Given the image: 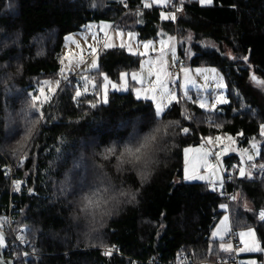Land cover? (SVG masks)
<instances>
[{
  "label": "trees",
  "instance_id": "16d2710c",
  "mask_svg": "<svg viewBox=\"0 0 264 264\" xmlns=\"http://www.w3.org/2000/svg\"><path fill=\"white\" fill-rule=\"evenodd\" d=\"M147 1L0 0V206L13 205L17 228H26L25 245L6 252L8 258L16 256L15 264H148L155 257L162 264H195L231 259L234 249L220 247L231 243V234L227 241L211 239L224 213L238 241L237 232L255 230L262 251L250 257L264 264V223L257 221L258 210L264 208V176L252 172L250 178L239 177V158L232 155L224 160L223 190L182 181L185 149L220 135L236 138L243 148L260 143L256 165L264 163V93L251 81H264V0H213L211 5L172 0L165 9L146 7ZM165 10L174 12L176 20L164 21ZM100 22L136 32L141 41L158 39L160 29L175 36L185 66L214 67L223 74L228 104L206 112L194 103L191 92V99L178 95L163 116L154 117L153 102L136 98L131 90L110 92L104 103L105 76L118 83L123 74L141 68L140 56L124 48L102 49L98 69L61 72L66 37ZM204 38L221 51L203 45ZM6 76L11 78L5 81ZM56 79V93L40 108L44 119L22 145L25 125L18 114L30 93L38 95L43 81ZM77 90L80 97H75ZM39 115L33 111L32 118ZM170 122L178 123L166 129L147 168L105 157L108 147L122 148L133 137L142 138L158 124ZM16 181L19 191L14 190ZM216 190L239 195L228 200ZM129 191L135 200L122 194ZM85 196L104 203L85 211ZM105 209L109 214L101 215ZM116 247L119 253L107 251Z\"/></svg>",
  "mask_w": 264,
  "mask_h": 264
},
{
  "label": "rangeland",
  "instance_id": "374dc122",
  "mask_svg": "<svg viewBox=\"0 0 264 264\" xmlns=\"http://www.w3.org/2000/svg\"><path fill=\"white\" fill-rule=\"evenodd\" d=\"M172 0H168L167 4H159L156 0H148L145 3L146 7L158 6L165 9L169 6ZM200 3V0H197ZM201 4V3H200ZM202 5V4H201ZM207 5V4H204ZM162 19L164 21H173L171 19H165L163 16L169 14H175L172 11L165 10L162 12ZM161 41H164L163 50H161ZM145 42H151V46L148 49L143 47ZM203 45L221 51V47L209 38H204L200 41ZM123 45V46H122ZM110 48H124L128 53L132 55H138L142 58L141 68L138 71H134L130 74H123L118 83L109 79L105 80L102 89V101L105 98L108 99L110 92L126 93L132 91L136 96V91H141V97L138 99H144L145 90L151 87L155 83L156 75L159 74L166 87L175 91L177 99L172 102L174 104L178 100V95L184 96L185 91V69H187V78L190 81L187 84V94L191 96V92H195L194 103L199 106V101L204 100L208 105L215 102L217 97L223 96L226 99V103L217 104L215 109L209 110L208 107L202 108L206 112H214L220 107L228 104V98L226 94V82L223 74L214 67H197L190 68L185 66L183 62H180L178 55V41L175 36L166 34L163 29H160V37L154 40H139L136 32H123L118 28H114L109 22L92 23L86 26L85 30L79 33L71 34L66 37L62 58V68L64 74H77L79 72H89L98 69L99 51L102 49ZM175 53V56H173ZM226 57H232L231 53L226 50L224 52ZM93 61H95L96 67H91ZM171 67L179 69L175 74L170 73ZM199 69V72H197ZM214 70V71H213ZM135 74L138 79L133 80L132 76ZM123 77V78H122ZM50 82L48 85H42L45 88L44 96L47 97L44 102L49 101L56 93L58 86L56 80H47ZM142 81V83H141ZM252 84L260 89L264 93V81L260 78H251ZM130 82L134 85L131 86ZM113 85H117L119 90L113 88ZM40 86V87H41ZM90 86L93 84L90 83ZM39 87V88H40ZM173 87V88H172ZM38 88V89H39ZM39 95V93H38ZM43 99V98H42ZM159 99V97H158ZM151 101V99H148ZM152 102V101H151ZM165 104V111L172 105L168 104L167 99L163 100ZM154 104V103H153ZM155 106V105H154ZM200 107V106H199ZM201 108V107H200ZM160 116V117H161ZM220 141L212 138V143H208V139L205 143L198 147H188L187 153H184V177L183 182L186 183H206L212 188L220 187V183L224 186V163L222 159L228 154H233L239 158V166L245 170V176L250 178L252 176L251 166L256 164V160L260 155V143L253 142L249 147L243 148L239 145L236 138L230 135H220ZM255 145V147H253ZM223 146L226 151H221L220 147ZM185 149V150H186ZM207 153L208 155H205ZM215 159L213 160L212 157ZM219 154V159H217ZM249 156L252 159H249ZM205 161L207 163H205ZM188 170V175L195 177H203V179H186L185 169ZM239 177H241L239 175ZM243 178V177H242ZM180 181V182H182ZM224 216L228 217L226 224H222ZM220 229V233L217 236H213V233ZM241 233H244L243 237ZM231 234V225L228 213H224L222 217L216 223L215 228L211 233L212 240L227 241ZM239 242L242 248L238 251V254H243L245 257L240 258L242 264H259L258 260L254 257H250L252 254H257L262 251L261 245L258 241L256 232L253 228L245 229L237 232ZM221 236L223 239H221ZM225 246L231 245L230 242L224 243Z\"/></svg>",
  "mask_w": 264,
  "mask_h": 264
},
{
  "label": "snow or ice",
  "instance_id": "6c2138e0",
  "mask_svg": "<svg viewBox=\"0 0 264 264\" xmlns=\"http://www.w3.org/2000/svg\"><path fill=\"white\" fill-rule=\"evenodd\" d=\"M156 2L159 4H165L166 5L168 0H156ZM200 3L202 5H204V4L211 5L213 3V0H200ZM11 7H12V5L10 4L9 8H11ZM176 10L180 11L181 8L177 7ZM163 18L171 19V20L175 21L177 17L175 14H169V15L163 16ZM164 43H165L164 41H161V50H163ZM150 46H151V42H145L143 44V47L145 49H148ZM173 56H175V53H173ZM246 59L247 58H245V60ZM61 64H63V60H61ZM91 67H93V68L96 67L95 61H93ZM184 71H185L184 96L186 99H191V97H189L187 94V84L190 82L187 78V69H185ZM61 72H63V69H61ZM197 72H199V69H197ZM10 78L11 77L6 76V77H4V80L6 81ZM83 79L85 80V83H87V77H84ZM132 79L137 80L138 77L135 74H133ZM253 79H255V77H253ZM105 80H107V76H105ZM59 83H60L59 81L56 82L57 86H59ZM141 83H142V81H141ZM48 84H50L49 81H47V80L43 81V85H48ZM77 87H79V82H77ZM113 88L116 90H119L117 85H113ZM5 90L8 91L7 88ZM36 91L39 93V95H36L35 93H30L29 94L30 99L26 102L27 103L26 108L23 109L18 114L19 118L24 121V125H25V135H24L23 141L21 142L22 145L24 143H26L32 137L33 132L35 131L37 125H39L41 123V121L44 119V114L40 111V108H41V105L44 102V100L47 99V97L44 96L45 88L43 86H41ZM135 94H136L137 98L141 97V91L140 90H137ZM81 95H82L81 91L77 90L75 92V97H80ZM158 97H159V99H158ZM143 98L145 100L151 99V101L155 105V111H154L153 115H154V117H160L162 115V113L164 112L165 107H166L165 104L163 103V100L167 99V102L170 105V104H172L173 101H175L177 99V96H176L175 91L170 90L166 87L163 80L161 79V76L159 74H157L155 83L152 84L151 87H149L147 90H145ZM226 102H227L226 99L223 96H220V97H217L215 102L212 103L211 105H208L207 102L204 100H200L199 106L201 108L208 107L209 110H212V109L216 108L217 104H223ZM104 103H108L107 98H105ZM92 106L95 107L94 104ZM33 111L40 114L38 119L32 118ZM7 119L9 121L12 120L11 114L8 115ZM177 123L178 122H170L168 124L160 123L156 127H154L148 134L143 135L142 138L133 137L132 141H130L128 144L123 145L122 148L118 147L117 145H112V146L108 147L105 150L104 155H105V157H107L108 155L116 156L117 159L121 163H130L133 165H135L137 163H141V164H143V166L145 168H147V166L149 165V163L151 161L152 154L154 153V151L158 147L159 142L162 139L163 134L165 133L166 129L169 127H172L174 124H177ZM7 126L8 125L6 124L5 127H7ZM217 127H220V125H217ZM183 131L185 133H187L188 129L185 128ZM261 135H264V124L261 125ZM215 139L217 141H220L221 137L217 136ZM208 143H212V138H208ZM253 147H255V145H253ZM57 151H60V150L57 149ZM187 151H188V149L185 150L186 153H187ZM205 155H208V154L205 153ZM217 159H219V154H217ZM249 159H252V157L249 156ZM205 163H207V162L205 161ZM253 167H255V165H253ZM260 167L262 169H264V164L260 165ZM245 174H246L245 170L243 168H240L239 169V175L241 177H244ZM185 178L186 179H196V178L203 179V177H195V176L190 177L188 175L187 168L185 169ZM14 185H15L14 190L19 191L20 190V182L16 181V182H14ZM219 186H220L221 190H223V183L222 182L220 183ZM29 191H30V194H33L31 189ZM106 191H108V190L106 189ZM213 191H215V188L213 189ZM122 194L130 196L132 200L136 199L135 193H132L131 191H129L127 193H122ZM221 194H223V191ZM237 195H239V194H233L231 199L235 200L237 198ZM82 203H83V209L85 211H87L89 208H100L104 202L101 200H95L91 196H85V197H83ZM221 207H222V209L227 210L228 205L224 204V205H221ZM245 207H247V205H245ZM107 214H109V212L106 209L102 210L101 215H107ZM260 219L264 220V211H262L260 213ZM227 220H228V217L224 216L222 224H226ZM219 233H220V229H217V231L213 233V236L215 237V236L219 235ZM243 235H244V233H241L242 237H243ZM18 239H21V241L23 242V237H18ZM221 239H223L222 236H221ZM4 245H5V236L3 235L2 232H0V247H3ZM220 247L227 250V249L231 248V245L229 244V245L225 246V244L221 243ZM105 254H110V253L106 252Z\"/></svg>",
  "mask_w": 264,
  "mask_h": 264
},
{
  "label": "built area",
  "instance_id": "2783aa9c",
  "mask_svg": "<svg viewBox=\"0 0 264 264\" xmlns=\"http://www.w3.org/2000/svg\"><path fill=\"white\" fill-rule=\"evenodd\" d=\"M171 7L175 9L174 3H171ZM179 71V69L173 67L171 69V73L175 74ZM225 148L223 146L220 147V150L223 151ZM264 164V163H262ZM256 165L255 167L251 166V170L254 174L259 176H264V169L260 167V165ZM9 177L14 181V172L9 171ZM229 182V179H226L225 183ZM219 193H222L221 190H216ZM234 193L223 191V196L226 197L228 200H232L231 197ZM14 206L10 205L8 208L4 207L3 205L0 206V230L6 232L8 235V250L12 254V251L17 246H24L25 245V238L23 237V232L26 230L25 227L17 228L16 226V219L14 214ZM264 211V208L258 210L257 212V221L259 223H264V220L260 219V213ZM8 232V233H7ZM18 237H23V242L21 239H18ZM231 243L233 245L234 253L236 255L231 259H219V260H207L200 263L195 264H241L239 260V254L238 251L242 248L240 242L237 240L235 234L232 232L230 236ZM120 247H116L113 250H107L111 254L119 253ZM11 258V257H10ZM16 256L14 255L11 259L15 262ZM148 264H162L160 262V257H155L154 259L150 260Z\"/></svg>",
  "mask_w": 264,
  "mask_h": 264
},
{
  "label": "water",
  "instance_id": "95a60500",
  "mask_svg": "<svg viewBox=\"0 0 264 264\" xmlns=\"http://www.w3.org/2000/svg\"><path fill=\"white\" fill-rule=\"evenodd\" d=\"M183 134L185 135L186 133L183 132ZM0 232L5 236V245L0 247V264H15L11 258L6 257V252L8 250V235L2 230H0Z\"/></svg>",
  "mask_w": 264,
  "mask_h": 264
},
{
  "label": "crops",
  "instance_id": "0c3cea01",
  "mask_svg": "<svg viewBox=\"0 0 264 264\" xmlns=\"http://www.w3.org/2000/svg\"><path fill=\"white\" fill-rule=\"evenodd\" d=\"M112 26H113V25H112ZM113 27H114V26H113ZM172 68H173V67H171V69H172ZM171 69H170V73H171ZM179 73H180V71H179ZM172 88H173V87H172ZM224 151H226V149H224L223 152H224ZM232 155H233V154H228L225 158L222 159V162L224 163V160H225L226 158L232 156ZM212 159H213V160L215 159V154H214V157H212ZM224 169H225V165H224ZM240 256H241V258H242V257H244L245 255L240 254Z\"/></svg>",
  "mask_w": 264,
  "mask_h": 264
}]
</instances>
